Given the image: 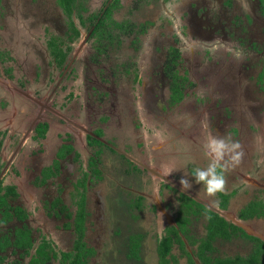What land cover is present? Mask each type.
I'll list each match as a JSON object with an SVG mask.
<instances>
[{
  "label": "flooded vegetation",
  "instance_id": "af4514ba",
  "mask_svg": "<svg viewBox=\"0 0 264 264\" xmlns=\"http://www.w3.org/2000/svg\"><path fill=\"white\" fill-rule=\"evenodd\" d=\"M52 1L29 62L0 0V264H264V0Z\"/></svg>",
  "mask_w": 264,
  "mask_h": 264
},
{
  "label": "rangeland",
  "instance_id": "374dc122",
  "mask_svg": "<svg viewBox=\"0 0 264 264\" xmlns=\"http://www.w3.org/2000/svg\"><path fill=\"white\" fill-rule=\"evenodd\" d=\"M11 4L12 11L15 12L17 11L18 16L20 17L19 20L17 21L18 26H22V57L26 58L29 62L34 61V58L36 59V56L38 54V48L40 46V55L41 59L43 60L45 58L46 52L40 45V37L35 34V31L38 29V25L41 26V18L40 14L43 10V3L39 4L37 0H8ZM55 3V0L52 1V4ZM53 7V6H51ZM142 11V10H141ZM39 12V13H38ZM51 14V19L53 22L54 27L58 29L59 33H62L63 26L65 24L62 16L59 14V10L55 8H51L48 12V14ZM47 14V15H48ZM43 17V16H42ZM47 17V16H46ZM147 16L145 15H139V18H146ZM52 23L51 21H49ZM18 26L16 28H18ZM166 27L164 26L163 29ZM159 29L161 30L162 27L160 26ZM255 30V29H254ZM255 34L257 35L258 38H262L263 36L260 35V27L259 25L256 26V31ZM159 30L156 28L153 30L149 38H152L154 40L157 39L159 36ZM32 43V44H29ZM38 46V47H37ZM153 47V46H152ZM152 47H148V51L146 52V56L152 55ZM241 59H245V57H242V54H237L236 55V62L241 61ZM250 61L249 64V71H250V78L253 75L254 72H258L260 69V59H255V61H251V58L247 57ZM229 62V61H228ZM228 62H226L228 64ZM236 62L231 61L230 59V65H236V70L238 69V64ZM241 66V65H240ZM227 68V66H226ZM256 76L251 80L250 83H254L257 80ZM251 93L255 94L257 93V90L251 91ZM237 247V246H236Z\"/></svg>",
  "mask_w": 264,
  "mask_h": 264
},
{
  "label": "clouds",
  "instance_id": "9594fccd",
  "mask_svg": "<svg viewBox=\"0 0 264 264\" xmlns=\"http://www.w3.org/2000/svg\"><path fill=\"white\" fill-rule=\"evenodd\" d=\"M159 135V133H156ZM208 154L213 157L212 162L206 168H198L195 170V179L197 182H203L206 193L209 196L215 195L217 192H222L225 186L224 176L217 171L219 161L228 153H232V159L238 160L240 153L236 150L240 147L239 143H227L224 139L208 137L205 145ZM180 183L183 187H188L189 182L186 179H181ZM160 238L163 239V224L160 225Z\"/></svg>",
  "mask_w": 264,
  "mask_h": 264
},
{
  "label": "water",
  "instance_id": "95a60500",
  "mask_svg": "<svg viewBox=\"0 0 264 264\" xmlns=\"http://www.w3.org/2000/svg\"><path fill=\"white\" fill-rule=\"evenodd\" d=\"M236 222L239 224L238 221H236ZM239 225H241V226H243V227H245V228H248V231H249L250 234H253V235H256V236H261L262 238H264L263 235H261V234L255 232V231L252 230L249 226H247V225H245V224H239Z\"/></svg>",
  "mask_w": 264,
  "mask_h": 264
},
{
  "label": "trees",
  "instance_id": "16d2710c",
  "mask_svg": "<svg viewBox=\"0 0 264 264\" xmlns=\"http://www.w3.org/2000/svg\"><path fill=\"white\" fill-rule=\"evenodd\" d=\"M264 243V242H263Z\"/></svg>",
  "mask_w": 264,
  "mask_h": 264
}]
</instances>
